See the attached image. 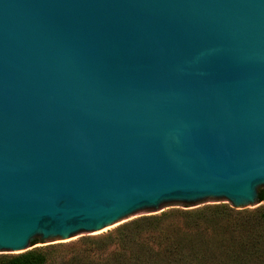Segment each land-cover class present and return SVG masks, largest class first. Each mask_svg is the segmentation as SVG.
Masks as SVG:
<instances>
[{
    "label": "water",
    "instance_id": "95a60500",
    "mask_svg": "<svg viewBox=\"0 0 264 264\" xmlns=\"http://www.w3.org/2000/svg\"><path fill=\"white\" fill-rule=\"evenodd\" d=\"M263 188L264 0H0V255Z\"/></svg>",
    "mask_w": 264,
    "mask_h": 264
},
{
    "label": "trees",
    "instance_id": "16d2710c",
    "mask_svg": "<svg viewBox=\"0 0 264 264\" xmlns=\"http://www.w3.org/2000/svg\"><path fill=\"white\" fill-rule=\"evenodd\" d=\"M263 202L237 210L229 204L170 209L139 217L113 232L82 240L62 264H264ZM40 248L0 255V264H53Z\"/></svg>",
    "mask_w": 264,
    "mask_h": 264
},
{
    "label": "rangeland",
    "instance_id": "374dc122",
    "mask_svg": "<svg viewBox=\"0 0 264 264\" xmlns=\"http://www.w3.org/2000/svg\"><path fill=\"white\" fill-rule=\"evenodd\" d=\"M262 204H263V202L261 203V205ZM129 222H127V223H129ZM115 229H113V230H111V231H109L107 233H111ZM107 233H105L103 235H106ZM103 235H101V236H103ZM82 244L83 243L80 242V243H74V244H69V245H64V246H58V247L48 248V247H46V246L38 243V244L34 245L30 250L35 249V248H40L43 251H45L49 255L50 258L53 259L52 260L53 264H62L61 262L62 261H65L66 259H69V257L73 254V252L74 251H78V249L81 247ZM10 255H17V254H7V256H10Z\"/></svg>",
    "mask_w": 264,
    "mask_h": 264
}]
</instances>
